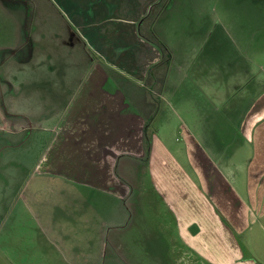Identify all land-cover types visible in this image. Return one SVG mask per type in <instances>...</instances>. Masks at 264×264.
Listing matches in <instances>:
<instances>
[{
    "label": "crops",
    "instance_id": "0c3cea01",
    "mask_svg": "<svg viewBox=\"0 0 264 264\" xmlns=\"http://www.w3.org/2000/svg\"><path fill=\"white\" fill-rule=\"evenodd\" d=\"M9 1L15 2L11 4L12 12L20 11L25 18L24 22L16 19L7 22L6 43L0 46V85H13L11 61L35 62V56H40L42 51L53 57L52 72L62 80L61 85L36 87L43 93L45 105L61 103L65 96L72 94L73 85L69 88L66 81L71 83L77 67L81 69L84 61L91 65L90 70L96 64V75L101 67L103 72L116 69L120 77L150 86L163 81V77L158 79L164 73L160 65L163 54L143 35L141 25L152 11L161 6L162 10L169 8L172 0L166 5L164 0H30L29 4L20 3V6L15 4L24 0ZM146 29L143 25L144 34ZM84 39L96 52L93 60L86 57L83 61L81 42ZM62 44L69 47V53L61 50ZM168 49L172 56L169 46ZM81 50L82 55L78 56ZM171 65L165 69L166 76ZM252 81L254 77L250 74L248 80L237 85L232 97L220 100L216 94L215 99L221 103L212 111L186 112L188 120L182 122L164 119L157 129L153 127L154 120L145 119L150 111L147 103L136 95L142 121L134 129L137 134L132 136L133 148L121 143L115 145V161L121 162L125 156L133 164L143 161L149 165L150 178L147 186L140 187L137 182L119 175L122 178L119 198L125 206L130 200L129 217L120 227L115 226L117 231L113 237L108 236L109 230H101L107 247L111 245L113 263L264 264V258L251 253V245L244 239L252 225L264 219V94H259L258 99L249 97L246 104L243 98H237L246 89L254 91ZM206 98L205 104L209 102ZM189 117L196 119L192 122ZM177 132L185 137V151L176 147L175 140H179L174 134ZM208 150L210 155L205 153ZM194 151L201 159H209L195 162ZM103 159L109 160L104 151ZM195 164L198 170L212 168V174L217 176V180L208 178L204 182L209 190L204 189V175L196 170L202 180L196 182L185 168ZM134 175L137 178L136 172ZM82 191L101 194L98 185L92 182ZM22 192L26 193L24 189ZM144 197L147 203L157 206L151 208L150 221L144 219L142 210L136 214L132 211V203L138 210ZM18 200L29 211L22 213V205L18 211L13 206L10 208L6 221L11 227L5 222L0 230L7 236L0 243V264L98 263H93L94 253L84 244L70 248L69 241L66 246L64 239L72 238V232L64 231L57 236L51 226L46 229L41 221L46 216L41 215L39 219L31 213L24 194ZM33 203L42 204L36 198ZM135 215L140 222L138 228L134 226ZM90 218L87 223L93 224ZM109 223L102 222V227H109ZM261 228L263 231L264 227ZM86 236L82 235L81 239L86 240ZM57 238L63 239L58 243ZM98 254L103 256L101 252Z\"/></svg>",
    "mask_w": 264,
    "mask_h": 264
},
{
    "label": "rangeland",
    "instance_id": "374dc122",
    "mask_svg": "<svg viewBox=\"0 0 264 264\" xmlns=\"http://www.w3.org/2000/svg\"><path fill=\"white\" fill-rule=\"evenodd\" d=\"M29 1L15 5L29 4ZM14 3L0 0V46L6 43L7 22L15 19L24 22V13L12 12ZM162 9L161 6L149 14L152 25L145 34L152 31L170 47L173 55L168 62V66L172 64L170 72L166 76L168 66L164 67V73L158 78L163 77V81H155V86L120 77L116 69L103 72L99 67L96 75V64L90 70L91 65L84 61L86 57L89 61L96 58V52L84 39L81 42L84 63L81 69L77 67L71 83L66 81L69 88L73 85L72 94L65 96L61 103L45 105L44 95L36 87L61 85L62 81L52 72L53 57L42 51L40 56H35V62L11 61L13 85H0V230L5 222L11 227L6 219L12 206L15 211L21 205L22 213L29 211L18 200L24 194L30 212L39 219L41 215L46 216L41 218L46 229L51 226L57 236L64 231L72 232V238L64 239L66 246L69 241L70 248L84 244L94 253L93 263L115 264L111 245L108 243L107 247L101 230H109L108 236L113 237L117 231L115 226L120 227L129 217L130 200L125 206L119 198L122 179L119 175L130 178L140 187L147 186L150 178L149 165L143 161L133 164L127 156L121 162L115 161V145L132 147V136L137 134L134 129L142 121L136 95L153 110L145 119L154 120L153 127L157 129L164 119L182 122L188 120L186 112L212 111L221 103L215 99L216 94L220 100L234 96L237 85L248 80L250 74L254 77V91L246 89L237 98H243L246 104L249 97L258 99L259 94H264V0H172L169 8ZM61 50L69 53L66 44L61 45ZM205 96L210 103H203ZM189 119L193 122L196 118ZM174 137L179 140H175L179 151H185L184 135L177 132ZM103 151L109 160L103 159ZM197 153L194 151L195 162L209 159H201ZM205 153L210 155L209 150ZM196 164L185 166L196 182L202 181L201 174L203 183L208 178L217 180L212 168L198 170ZM196 170L201 174H196ZM91 182L98 185L101 194L82 191ZM204 187L209 190L205 183ZM33 198L42 204H34ZM141 201L138 210L132 203V211L136 214L142 210L144 219L152 220L151 208L157 206L147 203L146 197ZM89 217L93 224L87 223ZM134 219V226L138 228L139 218ZM106 220L110 225L103 228L102 222ZM261 226L264 227L262 218L244 234V239L251 245V253L264 258ZM84 234L89 236L86 240L81 239ZM127 234L130 236L131 231ZM5 239L4 231H0V243ZM62 239L56 241L60 243ZM72 254L75 258L73 249Z\"/></svg>",
    "mask_w": 264,
    "mask_h": 264
},
{
    "label": "trees",
    "instance_id": "16d2710c",
    "mask_svg": "<svg viewBox=\"0 0 264 264\" xmlns=\"http://www.w3.org/2000/svg\"><path fill=\"white\" fill-rule=\"evenodd\" d=\"M168 0H164L163 3L164 5H166ZM151 15V13H150ZM143 25L147 26V30L151 28L152 25V20L149 16H147L144 20H143V24L141 25V31L143 32V35L146 36L147 34H144V30H143ZM148 38L149 41L153 42V44H155L162 52L163 54V59L161 60L160 65L164 67L168 66V62L170 61L169 59H171V53L169 51V49L164 45V43L151 31L150 34H148L146 36Z\"/></svg>",
    "mask_w": 264,
    "mask_h": 264
}]
</instances>
